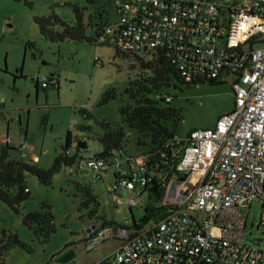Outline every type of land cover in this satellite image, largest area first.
<instances>
[{"label": "built area", "instance_id": "2783aa9c", "mask_svg": "<svg viewBox=\"0 0 264 264\" xmlns=\"http://www.w3.org/2000/svg\"><path fill=\"white\" fill-rule=\"evenodd\" d=\"M111 2L117 18L102 26L99 45L139 56L160 51L187 83L231 77L235 105L215 127L176 137L180 175L155 179L129 151L105 160L87 150L77 170L94 179L111 174L107 190L118 207L132 211L139 199L147 201L138 220L133 213L132 225H89L88 248L111 239L119 243L98 264H264V250L244 242L254 201L264 226V0ZM51 79L58 86L55 77H33L46 90ZM156 100L171 104L173 98L160 94ZM157 190L164 191L161 198ZM151 202L160 212L143 223Z\"/></svg>", "mask_w": 264, "mask_h": 264}, {"label": "rangeland", "instance_id": "374dc122", "mask_svg": "<svg viewBox=\"0 0 264 264\" xmlns=\"http://www.w3.org/2000/svg\"><path fill=\"white\" fill-rule=\"evenodd\" d=\"M227 1L246 3L250 0ZM74 6L84 10L88 38L95 37L101 17L104 20L117 18L111 0H0V146L6 144L5 138L12 147L21 148L25 143L26 156L18 153L16 157L44 169L52 167L65 146L68 132L79 136V128L84 126L90 129L91 139L86 138L88 150L100 151V144L92 138L103 133V122L123 126L120 108L129 99L121 95L128 88L135 89L134 83L140 80L141 70L136 59L119 54L112 47L86 40L52 42L41 35L35 17L55 14L65 23L73 24L76 21ZM95 59L101 63L100 67ZM39 74L55 77L58 86L51 79L47 90L38 87L33 77ZM109 89H115L118 98L99 106ZM160 94L172 97L170 107L181 110L180 123L176 127L174 122L167 124L176 130L180 139H185L193 130L215 127L219 118L235 105L231 77L217 84L199 85H187L176 78L156 96ZM84 109L92 115L91 119L83 117L81 110ZM126 133L129 134V154L139 161L146 148L138 145L137 133L129 129ZM76 148L77 143H73L70 151L74 153ZM181 150L178 145L177 153ZM112 179L111 174L94 179L75 167L60 171L51 186L29 176L27 201L16 210L0 201V264H59L57 254L63 253L67 246L76 252L73 264H98L108 259L119 243L111 239L88 248L87 227L102 226L105 221L132 225L133 213L138 220L147 203L143 197L139 199V207L132 211L128 205L118 207L107 190ZM85 187L92 190L98 205L83 206L81 189ZM42 203L49 204L55 218L56 231L48 241L36 237L24 224L25 215L39 211ZM261 215L262 207L254 201L244 242L264 250ZM11 236L18 237L26 247L15 244L1 249V244H7Z\"/></svg>", "mask_w": 264, "mask_h": 264}, {"label": "trees", "instance_id": "16d2710c", "mask_svg": "<svg viewBox=\"0 0 264 264\" xmlns=\"http://www.w3.org/2000/svg\"><path fill=\"white\" fill-rule=\"evenodd\" d=\"M92 2V0H89ZM80 7L74 6L76 21L73 24H67L57 15L52 14L49 17H35V22L39 27L41 35L52 42H62L72 40L81 43L86 40L89 43H97V36L104 21L98 25L95 37L88 38L86 35V24L84 14ZM101 46V45H100ZM120 54V52L117 51ZM127 57H133L139 64L141 70L140 80L134 83V88L126 89L121 95L122 98L129 99L125 105L120 108L123 126L103 122V133L96 138L101 150L96 153V157L105 160H113L116 154L128 151V137L126 129L133 131L139 135L138 145L146 148L142 154L140 161L148 168L149 172L156 176L172 177L177 172L181 151L177 153L176 149L181 144H176V130L168 127L169 122H174L175 127L182 120L181 110L170 107L169 103L163 100H156L155 96L158 92L173 84L174 79H179L177 72L169 65L167 58L160 52L146 56L131 55L121 53ZM182 81V80H181ZM212 84L220 83V81H206ZM183 83L187 85H199L205 82ZM118 94L115 89L107 90L99 102V106H105L110 101L116 100ZM125 103V101H124ZM81 114L85 119H91L92 115L87 110H81ZM80 135L74 136L69 131L66 138L65 146L62 147L60 154L55 158L52 167L49 169L18 159L16 155L20 153V148L12 147L9 143L0 146V201L7 204L11 209L16 210L25 201L30 198L29 188L27 186V178L34 176L46 185L53 184L54 177L64 168H77V162L80 157L88 150L78 146L79 142L87 145L86 138L89 136L90 129L86 126L79 128ZM73 143H77L74 153L70 151ZM84 200L83 206L88 208L91 204L98 205L97 198L89 187L83 189ZM163 190H157L155 193L157 198L163 196ZM156 202L148 204L143 223H146L150 217L155 216L160 209L155 206ZM95 215V213H94ZM114 224L115 222H107ZM24 224L33 234L48 241L50 236L56 231L55 218L51 207L47 203H42L39 211L28 213L24 217ZM26 247L22 244L18 237L11 236L7 244H1V249H8L13 245ZM69 247L65 248V251ZM0 262H2V251H0ZM60 254H57V257Z\"/></svg>", "mask_w": 264, "mask_h": 264}, {"label": "water", "instance_id": "95a60500", "mask_svg": "<svg viewBox=\"0 0 264 264\" xmlns=\"http://www.w3.org/2000/svg\"><path fill=\"white\" fill-rule=\"evenodd\" d=\"M78 146L81 148H86L87 145L83 142H79ZM75 258H76V252L74 251V249H69L68 251H65L64 253L59 255L56 261L59 264H70Z\"/></svg>", "mask_w": 264, "mask_h": 264}, {"label": "crops", "instance_id": "0c3cea01", "mask_svg": "<svg viewBox=\"0 0 264 264\" xmlns=\"http://www.w3.org/2000/svg\"><path fill=\"white\" fill-rule=\"evenodd\" d=\"M101 19H102V21H104V23H106L107 20H104L103 17H101ZM35 158L37 159V156H35L34 159H35ZM64 252H65V251H64ZM64 252H63V253H64Z\"/></svg>", "mask_w": 264, "mask_h": 264}]
</instances>
